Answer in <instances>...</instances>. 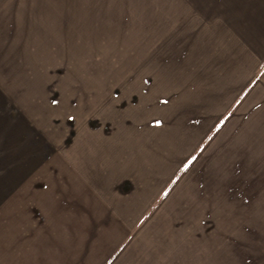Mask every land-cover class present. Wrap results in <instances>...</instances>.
I'll list each match as a JSON object with an SVG mask.
<instances>
[{"label":"crops","instance_id":"1","mask_svg":"<svg viewBox=\"0 0 264 264\" xmlns=\"http://www.w3.org/2000/svg\"><path fill=\"white\" fill-rule=\"evenodd\" d=\"M34 1L0 0V74L40 31ZM113 2L125 23L95 43L120 48L114 86L70 107L51 91L10 104L0 124V264H114L139 193L199 142L200 119L227 112L224 23H196L188 0Z\"/></svg>","mask_w":264,"mask_h":264},{"label":"rangeland","instance_id":"2","mask_svg":"<svg viewBox=\"0 0 264 264\" xmlns=\"http://www.w3.org/2000/svg\"><path fill=\"white\" fill-rule=\"evenodd\" d=\"M113 1H34L40 31L34 41L24 33L23 54L0 74L2 126L10 104L51 91L70 107L114 86L120 48L95 43L125 23ZM188 1L196 23L225 24L227 112L200 119L199 142L185 143L183 159L168 160L139 193L144 207L131 212V238L114 264H264V0Z\"/></svg>","mask_w":264,"mask_h":264},{"label":"snow or ice","instance_id":"3","mask_svg":"<svg viewBox=\"0 0 264 264\" xmlns=\"http://www.w3.org/2000/svg\"><path fill=\"white\" fill-rule=\"evenodd\" d=\"M193 159H195V158H193Z\"/></svg>","mask_w":264,"mask_h":264}]
</instances>
